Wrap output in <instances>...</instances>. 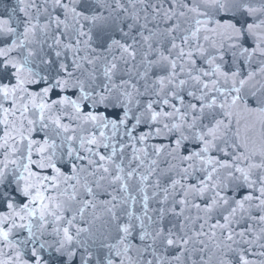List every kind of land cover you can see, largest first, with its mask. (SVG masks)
Returning a JSON list of instances; mask_svg holds the SVG:
<instances>
[{
  "label": "snow or ice",
  "instance_id": "obj_1",
  "mask_svg": "<svg viewBox=\"0 0 264 264\" xmlns=\"http://www.w3.org/2000/svg\"><path fill=\"white\" fill-rule=\"evenodd\" d=\"M0 264H264V0H0Z\"/></svg>",
  "mask_w": 264,
  "mask_h": 264
}]
</instances>
